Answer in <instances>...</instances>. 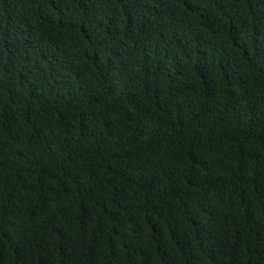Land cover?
<instances>
[{
    "label": "trees",
    "instance_id": "trees-1",
    "mask_svg": "<svg viewBox=\"0 0 264 264\" xmlns=\"http://www.w3.org/2000/svg\"><path fill=\"white\" fill-rule=\"evenodd\" d=\"M0 264H264V0H0Z\"/></svg>",
    "mask_w": 264,
    "mask_h": 264
}]
</instances>
